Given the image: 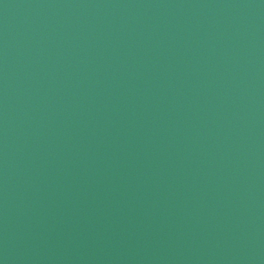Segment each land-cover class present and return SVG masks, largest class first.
I'll return each mask as SVG.
<instances>
[{
	"label": "water",
	"instance_id": "1",
	"mask_svg": "<svg viewBox=\"0 0 264 264\" xmlns=\"http://www.w3.org/2000/svg\"><path fill=\"white\" fill-rule=\"evenodd\" d=\"M0 264H264V0H0Z\"/></svg>",
	"mask_w": 264,
	"mask_h": 264
}]
</instances>
